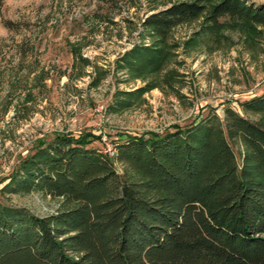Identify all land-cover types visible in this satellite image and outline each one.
I'll use <instances>...</instances> for the list:
<instances>
[{
    "label": "trees",
    "instance_id": "obj_1",
    "mask_svg": "<svg viewBox=\"0 0 264 264\" xmlns=\"http://www.w3.org/2000/svg\"><path fill=\"white\" fill-rule=\"evenodd\" d=\"M201 17L214 34L223 18L264 32V3L250 0L174 1L142 25L162 45ZM165 58L159 46L123 55L139 75ZM241 106L259 117L227 107L223 120L206 114L128 134L114 157L91 146L99 136L90 132L38 144L0 193L40 191L62 203L39 215L0 199V264H264V91Z\"/></svg>",
    "mask_w": 264,
    "mask_h": 264
},
{
    "label": "rangeland",
    "instance_id": "obj_2",
    "mask_svg": "<svg viewBox=\"0 0 264 264\" xmlns=\"http://www.w3.org/2000/svg\"><path fill=\"white\" fill-rule=\"evenodd\" d=\"M174 1L2 0L0 188L26 155L58 134L90 132L99 136L91 146L114 157L128 134L161 133L206 114L223 120L227 107L259 117L241 102L264 91L262 28L223 18L214 34L201 17L173 28L160 45L142 21ZM136 45L159 46L166 58L139 75L123 60ZM233 149L239 159L242 146ZM114 166L122 173L120 162ZM0 199L39 215L62 203L40 191Z\"/></svg>",
    "mask_w": 264,
    "mask_h": 264
}]
</instances>
